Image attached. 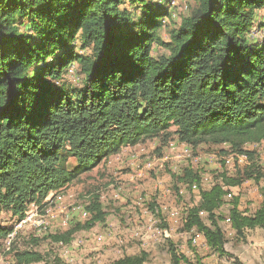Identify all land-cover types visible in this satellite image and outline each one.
I'll use <instances>...</instances> for the list:
<instances>
[{"label":"trees","instance_id":"1","mask_svg":"<svg viewBox=\"0 0 264 264\" xmlns=\"http://www.w3.org/2000/svg\"><path fill=\"white\" fill-rule=\"evenodd\" d=\"M171 2L0 0V242L13 235L2 225L4 212L21 222L31 204L44 205L51 192L123 147L155 138L166 145L176 136L192 147L228 144L222 153L250 160L233 173H216L208 188L192 165L173 174L199 194L182 230L202 234L213 253L242 264L226 249L220 222L229 220L240 240L247 230H264V188L253 212L241 209L232 190L264 176L256 152L246 149L264 141V39L252 35L262 26L264 0H195L166 42L160 33L172 20ZM154 44L167 53L155 55ZM74 66L77 83L66 79ZM90 201L85 222L48 237L69 244L76 232L105 222L100 195ZM226 203L228 214L221 210ZM150 210L161 217L154 203ZM168 247L171 264H201L174 241ZM14 257L10 264L45 261L32 250ZM148 259L142 251L108 264Z\"/></svg>","mask_w":264,"mask_h":264},{"label":"rangeland","instance_id":"2","mask_svg":"<svg viewBox=\"0 0 264 264\" xmlns=\"http://www.w3.org/2000/svg\"><path fill=\"white\" fill-rule=\"evenodd\" d=\"M171 1L172 20L160 33L166 42L170 39L169 29L178 26L182 17L187 16L195 5V0ZM259 13L262 26H256L252 34L258 41L264 39V10ZM163 53H167L166 48L154 44V54ZM74 69L75 66L66 74V79L77 83L81 77L73 72ZM222 149H229V145L202 143L192 147L181 143L176 136L166 145L160 138H155L136 146L123 147L106 164L102 162L94 170L82 174L57 196L50 193L44 205L31 204L26 218L37 213L33 219H45L44 224L36 225L33 219L22 224V221L16 222L11 213L4 212L2 225L9 227L13 235L11 245H7V238L0 242V264L13 263L17 250L41 253L45 261L35 264H108L124 255L142 251L149 253L146 264H171L168 240L177 243L178 251L190 258L196 259V254L199 255L201 264H234L232 260L211 253L202 234L182 230L185 210L188 205L199 201V194L197 191L189 192L173 176L192 165L202 171L204 187L208 188L213 184L216 173L223 169L233 173L239 164L242 167L250 162L243 155L222 153ZM246 149L256 152L257 161L264 169V141L248 144ZM262 188L264 176L260 182L247 180L232 190L233 194L241 196V209L253 212L263 200ZM95 195H100L108 211L105 222L93 229L76 232L69 244L53 242L49 234L62 233L77 222L88 219L83 212ZM151 203L159 208L161 217L151 212ZM228 209L229 206L225 207L223 213L228 214ZM202 217L207 221L206 213ZM220 223L227 239L226 249H244L251 253L257 248L261 251L259 264H264L263 229L247 230L246 238L240 240L229 220Z\"/></svg>","mask_w":264,"mask_h":264},{"label":"crops","instance_id":"3","mask_svg":"<svg viewBox=\"0 0 264 264\" xmlns=\"http://www.w3.org/2000/svg\"><path fill=\"white\" fill-rule=\"evenodd\" d=\"M54 194V193H53ZM57 196V195H56ZM228 204H225L223 207H222V212L223 210H225V207H227ZM83 215L84 216H87L88 214L84 211L83 212ZM231 225V224H230ZM258 229V228H256ZM261 229V228H259ZM201 238H203L202 236H200ZM203 240L205 241V238H203ZM208 246V245H207ZM208 249L210 250V248L208 247ZM228 250V249H227ZM258 249H252L251 250V253H250V250H238V251H230L231 253L235 254L239 260L242 262V264H259V260H260V256H261V251H257ZM229 251V250H228ZM211 253H213L211 250H210ZM215 254L217 257H219L216 253H213ZM263 256V255H262ZM264 257V256H263ZM220 258V257H219ZM257 260V261H256ZM234 263V262H233Z\"/></svg>","mask_w":264,"mask_h":264},{"label":"built area","instance_id":"4","mask_svg":"<svg viewBox=\"0 0 264 264\" xmlns=\"http://www.w3.org/2000/svg\"><path fill=\"white\" fill-rule=\"evenodd\" d=\"M37 215V213H32L31 215H29L26 219L22 220V223L26 222V221H29V220H32L33 217ZM38 220L37 218L33 219L32 221L34 222V224L38 225ZM37 222V223H36Z\"/></svg>","mask_w":264,"mask_h":264},{"label":"bare ground","instance_id":"5","mask_svg":"<svg viewBox=\"0 0 264 264\" xmlns=\"http://www.w3.org/2000/svg\"><path fill=\"white\" fill-rule=\"evenodd\" d=\"M51 193H52V192H51ZM49 195H50V194H49ZM54 195H55V194H54ZM54 195H53V196H54ZM48 197H49V196H48ZM85 212H86V211H85ZM86 213H87V212H86ZM23 220H24V219H23ZM38 220H39V221H38V224H40V223H41V224H44V220H45V219L42 220L41 218H39ZM45 222H46V221H45ZM22 224H23V223H22ZM41 226H43V225H41ZM41 228H42V227H41ZM7 237H8V236H7ZM7 245H11V238L8 240Z\"/></svg>","mask_w":264,"mask_h":264}]
</instances>
